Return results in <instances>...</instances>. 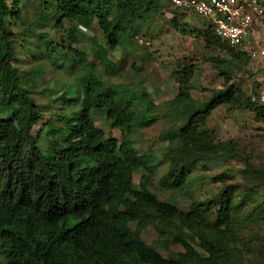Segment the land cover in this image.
<instances>
[{
	"label": "trees",
	"instance_id": "1",
	"mask_svg": "<svg viewBox=\"0 0 264 264\" xmlns=\"http://www.w3.org/2000/svg\"><path fill=\"white\" fill-rule=\"evenodd\" d=\"M40 2V23L53 28L60 27L61 18L76 20L85 28L95 23L109 49L119 46L122 38L132 39L138 24L150 14L162 13V0ZM22 4L23 0H0L3 264H264V161L254 162L238 151L234 141L218 140L207 128L211 113L220 106L249 110L257 121L264 122V106L256 105L238 87L242 78L237 71H250L245 69L250 60L245 44H229L201 17L207 22L194 31L195 36L205 49L219 51L208 61L224 83L197 101L190 93L194 62L184 58L176 70L178 91L170 110L179 124L161 133L170 146L163 154L167 169L156 180L157 186L165 191L180 190L198 163L233 158L243 162L239 176L229 167L212 176V181L222 184L218 193L195 200L184 210L160 200L151 190L161 161L154 162L151 155L134 147L135 134L157 120L154 105L147 102L138 110L134 102L93 73V63L82 50L64 56L71 58L70 67L76 60L80 64L82 92L78 90L68 100L78 109L60 115L64 125L47 133L60 132L61 136L49 140L43 150V127H36L45 116L16 65L13 27L26 25ZM173 12L188 15L180 9ZM172 23L178 27L174 20ZM29 31L37 35L49 58L56 41L45 32ZM104 51H94V56L101 60L105 73L113 76L112 62L102 58ZM35 74L32 69L33 78ZM97 115L110 128L118 129L121 139L98 128ZM137 171L142 173L136 184L133 175ZM148 227L157 233L161 241L157 243L168 251L167 256L142 239ZM171 245H180L183 251L170 250Z\"/></svg>",
	"mask_w": 264,
	"mask_h": 264
},
{
	"label": "rangeland",
	"instance_id": "2",
	"mask_svg": "<svg viewBox=\"0 0 264 264\" xmlns=\"http://www.w3.org/2000/svg\"><path fill=\"white\" fill-rule=\"evenodd\" d=\"M22 5L26 25L13 27L17 42L16 65L21 69L23 83L30 88L33 98L45 116L44 121L38 123L36 127V129L43 127L40 139L43 150L47 149L49 140L61 136L60 132L47 133L52 128L64 125L60 115L69 113L71 109H78V106L69 105L68 100L79 93L78 90L82 92L78 77L81 74L78 69L80 64L76 60L74 66L70 67L71 58L66 59L64 56H74L75 49H79L84 51L86 59L93 63V73L106 85L113 86L120 96L134 102L138 110H143L147 102L154 105L153 113L157 115V120L135 134L134 147L139 153L151 155L154 162L161 161L150 187L160 200L172 202L177 207L187 210L191 202L204 200L218 193L222 184L212 181V176L225 171L228 167L239 176L238 170L242 168L243 162L240 158H233L228 162L198 163L180 190L165 191L156 184V180L166 172L168 161L164 159L163 154L170 146L169 141L161 139V133L179 124L170 110V101L177 95L176 70L183 59L194 62L191 80L194 88L190 91L193 99L197 101L206 99L211 89L220 88L224 83L208 61V58L219 55V51L205 49L203 41L194 33L207 22L205 19L194 14L184 17L174 14V8L162 0V13L150 14L145 22L136 25L137 30L132 39L123 41L122 38L119 46L109 49L95 23L85 28L76 20L61 18L60 27L53 28L38 21V16L41 15L40 0H23ZM173 20L178 27H174ZM29 28L45 32L56 41L52 49L53 54L49 58L42 50L37 35L29 31ZM255 30V39L264 44V21L261 26H256ZM102 49H105L102 58L112 62L110 67L115 71L113 76L105 73L101 60L94 56V51L102 53ZM59 52L61 60L57 61ZM52 56L56 57L55 60ZM248 63L245 69L250 70L249 74L237 71L239 78H242L238 87L243 89L246 95L251 96L257 90L261 75L251 68V65L256 67L257 65L250 60ZM32 69L37 73L36 78H33ZM96 117L98 128L103 129L107 135L121 139L122 133L118 129L110 128L100 115ZM207 128L214 132L218 140L234 141L238 151L250 156L254 162L264 161V122L257 121L251 111L226 110V107L220 106L211 113ZM141 173L137 171L133 175L136 184ZM157 238L158 235L152 227H148L142 233V239L147 244L155 245L163 256H167L168 251L157 243L161 242ZM170 250L183 251V248L180 245H171ZM0 264H3L1 257Z\"/></svg>",
	"mask_w": 264,
	"mask_h": 264
},
{
	"label": "built area",
	"instance_id": "3",
	"mask_svg": "<svg viewBox=\"0 0 264 264\" xmlns=\"http://www.w3.org/2000/svg\"><path fill=\"white\" fill-rule=\"evenodd\" d=\"M171 8L207 19L215 33L231 45H244L251 62L264 60V44L255 39L256 26L262 23L264 0H165ZM254 35V36H253ZM253 39V42L251 41ZM256 105L264 106V76L250 96Z\"/></svg>",
	"mask_w": 264,
	"mask_h": 264
},
{
	"label": "crops",
	"instance_id": "4",
	"mask_svg": "<svg viewBox=\"0 0 264 264\" xmlns=\"http://www.w3.org/2000/svg\"><path fill=\"white\" fill-rule=\"evenodd\" d=\"M254 36V35H253ZM252 39V38H251ZM252 69H254V70H256L257 72H260V78L262 77V76H264V60H262L261 62H260V64L259 65H257V67L256 66H254V67H251ZM259 78V79H260ZM258 79V80H259ZM255 93V92H254Z\"/></svg>",
	"mask_w": 264,
	"mask_h": 264
}]
</instances>
